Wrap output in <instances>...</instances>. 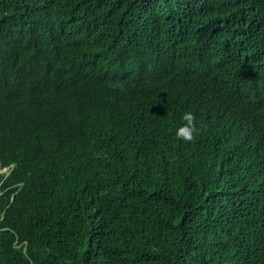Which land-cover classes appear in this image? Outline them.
<instances>
[{
	"label": "trees",
	"instance_id": "1",
	"mask_svg": "<svg viewBox=\"0 0 264 264\" xmlns=\"http://www.w3.org/2000/svg\"><path fill=\"white\" fill-rule=\"evenodd\" d=\"M0 162V264H264V0H0Z\"/></svg>",
	"mask_w": 264,
	"mask_h": 264
},
{
	"label": "clouds",
	"instance_id": "2",
	"mask_svg": "<svg viewBox=\"0 0 264 264\" xmlns=\"http://www.w3.org/2000/svg\"><path fill=\"white\" fill-rule=\"evenodd\" d=\"M194 114L190 111L184 112L180 120L183 122L177 129H176V137L185 142H190L194 139V134L196 133L197 129L194 126ZM13 169V164L10 166L2 167L0 162V172L6 173L9 175Z\"/></svg>",
	"mask_w": 264,
	"mask_h": 264
}]
</instances>
